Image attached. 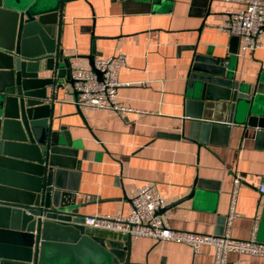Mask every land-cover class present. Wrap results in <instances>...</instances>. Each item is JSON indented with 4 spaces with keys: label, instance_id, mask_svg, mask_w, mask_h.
I'll use <instances>...</instances> for the list:
<instances>
[{
    "label": "crops",
    "instance_id": "crops-1",
    "mask_svg": "<svg viewBox=\"0 0 264 264\" xmlns=\"http://www.w3.org/2000/svg\"><path fill=\"white\" fill-rule=\"evenodd\" d=\"M244 6L243 0L65 2L60 47L73 73L78 63L92 68L98 57H128L116 98L126 110L80 109L66 80L53 100V127L62 140L69 134L80 161L64 183L75 185L86 216L128 215L139 185L150 181L165 199L160 214L172 228L221 235L241 176L231 235L248 239L258 220L264 242V136L231 121L228 103L207 100L190 85L197 56L217 60L240 84L264 83V42L243 51L240 37L219 28ZM213 94L219 99L223 91ZM206 121L229 129L205 130ZM131 255L142 264H213L215 250L204 245L196 253L184 243L132 236ZM225 264H264V257L232 252Z\"/></svg>",
    "mask_w": 264,
    "mask_h": 264
},
{
    "label": "water",
    "instance_id": "water-1",
    "mask_svg": "<svg viewBox=\"0 0 264 264\" xmlns=\"http://www.w3.org/2000/svg\"><path fill=\"white\" fill-rule=\"evenodd\" d=\"M66 1L0 0V264H142L132 260V235L84 224L76 187L64 183L80 166L69 134L62 140L53 127V100L64 80L74 82L60 47ZM190 85L264 136V83L240 84L217 60L197 56Z\"/></svg>",
    "mask_w": 264,
    "mask_h": 264
},
{
    "label": "built area",
    "instance_id": "built-area-1",
    "mask_svg": "<svg viewBox=\"0 0 264 264\" xmlns=\"http://www.w3.org/2000/svg\"><path fill=\"white\" fill-rule=\"evenodd\" d=\"M242 9L230 13L225 25L219 28L228 35L242 39L243 51L261 47L264 42V0H243ZM128 64L125 53L94 61L93 68L78 63L75 67L72 88L77 92L76 103L85 109H114L122 112L127 107L117 103V93L122 85L120 71ZM241 176H236L231 191L226 231L222 235L202 234L172 228L160 212L166 202L155 183L147 181L139 185L136 196L131 201L128 215L103 214L86 216L84 224L90 227L130 234L133 237H148L157 241H172L190 246L194 252H200L204 245L214 247L213 264H225L232 252L264 257V242L258 239L259 223L256 220L248 239H236L231 235V226L239 215L237 211ZM264 193V184L260 187Z\"/></svg>",
    "mask_w": 264,
    "mask_h": 264
}]
</instances>
